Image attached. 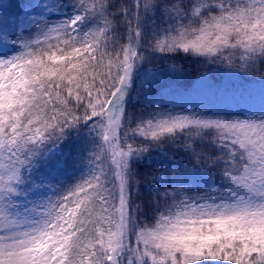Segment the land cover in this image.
<instances>
[{"label": "snow or ice", "instance_id": "snow-or-ice-1", "mask_svg": "<svg viewBox=\"0 0 264 264\" xmlns=\"http://www.w3.org/2000/svg\"><path fill=\"white\" fill-rule=\"evenodd\" d=\"M16 16L0 264H264V111L169 103L197 63L264 82V0H27Z\"/></svg>", "mask_w": 264, "mask_h": 264}, {"label": "rangeland", "instance_id": "rangeland-1", "mask_svg": "<svg viewBox=\"0 0 264 264\" xmlns=\"http://www.w3.org/2000/svg\"><path fill=\"white\" fill-rule=\"evenodd\" d=\"M10 50H0V54H8ZM237 75L229 76L220 70L221 77L207 76L198 80L191 90L171 96L169 103L177 106L175 111H180L181 106L201 111L200 105L221 108L230 104L234 106L235 101H239L246 110L251 109L256 113L264 111V86L241 82Z\"/></svg>", "mask_w": 264, "mask_h": 264}, {"label": "trees", "instance_id": "trees-1", "mask_svg": "<svg viewBox=\"0 0 264 264\" xmlns=\"http://www.w3.org/2000/svg\"><path fill=\"white\" fill-rule=\"evenodd\" d=\"M26 2L27 0H2V4H10L13 6L7 9V13H5L4 11H0V33L4 31L5 27L9 31L11 30L19 31L18 17L16 16V13L21 11V7H23V4ZM13 21H16V26H14ZM7 47L8 46L0 45V48H7ZM154 65H155V62H154ZM214 67L215 66L209 67V69L207 70L206 67L202 64L197 63V64L192 65L193 71L191 72V74L181 78L178 81V83L174 85L175 93L181 94V93H185L191 90L194 87L195 83L198 81L197 78L201 74H204L211 78L221 77L220 70L218 71V69ZM261 72L262 74H264V69H262ZM238 78L241 82L243 80L249 85L260 84L264 86V82L259 81L261 79L260 75H255V74L250 73L244 76V78L239 77V76ZM68 175H71V172H69Z\"/></svg>", "mask_w": 264, "mask_h": 264}]
</instances>
